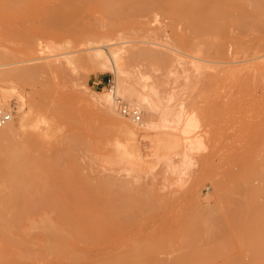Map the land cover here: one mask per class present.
Masks as SVG:
<instances>
[{"label": "rangeland", "instance_id": "374dc122", "mask_svg": "<svg viewBox=\"0 0 264 264\" xmlns=\"http://www.w3.org/2000/svg\"><path fill=\"white\" fill-rule=\"evenodd\" d=\"M200 4L201 0H25L22 7H0V93L6 92L4 100L0 95V108L11 114L9 134L0 136V222L9 216L10 193L20 191L14 179L20 168L8 155L16 147L37 162L36 183L43 188L34 197L41 206L22 215L72 218L75 232L88 237L85 245L75 241L74 248L83 249L80 259L75 248V264H264V72L248 71L253 61H243L256 50L255 36L264 35V24H232L227 6L225 19L217 23L211 8L204 5L201 10ZM202 24L209 28L206 53L198 48ZM114 31L128 41L119 44L125 54L139 53L131 49L139 43L181 58V63L174 62L177 65H166L142 54L130 57L131 52L123 61L126 84L159 105L185 108L183 117L193 111L194 128L184 134L185 141L180 138L178 152L169 158L150 151L155 130L143 131V108L139 122L114 108L118 117L137 127L135 145L141 156H129L132 141L127 143L118 125L117 132L109 130L117 122L107 119L105 108L88 94L107 93L115 79L109 69L79 54L89 50L88 43L93 46L90 41L94 46L107 44L112 40L108 37H116ZM217 34L230 45L231 52L225 47L231 64L242 67L236 75L226 77L228 68L217 70V64H230L219 57L224 61L220 63L212 52ZM68 54L71 59L75 54V59ZM42 61L66 65L43 72H29L24 66ZM184 74L188 89L182 86ZM140 80L153 83L154 89L141 87ZM117 95L132 105L130 99L138 100L127 93Z\"/></svg>", "mask_w": 264, "mask_h": 264}, {"label": "bare ground", "instance_id": "6f19581e", "mask_svg": "<svg viewBox=\"0 0 264 264\" xmlns=\"http://www.w3.org/2000/svg\"><path fill=\"white\" fill-rule=\"evenodd\" d=\"M24 1L25 0H0V7H4V9H8L10 7L11 8L12 7L18 8V7L23 6ZM224 4H226V5L224 6ZM200 5L204 8L201 9ZM200 5L198 7H200L201 10L205 9L206 6L209 9L211 8V11L214 12L215 17L219 18V20H218L219 22H217V23H221L222 19H225L226 14L224 13L223 8L227 6L230 9L229 10L230 14L228 13L230 16H228V17H230V18L232 17V19H231L232 24L243 25L246 28L252 27L253 26L252 24L257 23L259 21H262V24H264V0H201ZM204 5H206V6H204ZM200 9H198V10H200ZM204 24H202V25H204ZM102 28H104V27H102ZM111 30H113V28ZM201 31H202L203 35H202V38L200 39L201 44L198 48L200 49V51H204L206 53V52H209V50H210L209 47L207 46L209 40H207V38H205V34L207 32H209V28H208L207 24H206V26L204 25V27H202ZM261 31L264 32V27H261ZM118 32L121 35V31H118ZM118 32L117 33L115 32L116 34L114 33V35L115 36L119 35ZM124 33H127V31ZM95 35H97V34H95ZM99 36H100V34H99ZM108 36H109V33H108ZM112 36L108 37V38H110L112 40L114 38L115 41L111 42L112 40L111 41L107 40V41H110L111 43L108 42L106 44L104 42L103 44H101V45L98 44L96 46H94L93 41L89 40L90 43L92 42L93 46L88 43V45H90L89 46L90 48L88 47L89 50L87 49L88 51L86 53H84L83 55L79 54L80 58H82V59L83 58H86V60H87V58H89L88 60L91 59L92 62L95 64V66L100 65V66H103V67H106L107 69H109L111 71V73L113 74L114 79H115L114 84L112 86L108 87L107 93H100V92L98 93L95 91H93V92L89 91L90 93H88V94L90 97H93L95 100L99 101V103L102 105V107L105 108L106 114L105 113L104 114L106 115L105 117H107V119L109 118L108 116H110V118L114 119L113 122H115V121L117 122V124L112 125L109 130H111L113 132H115V131L117 132L116 128H118L120 126L121 131H123V133H122L123 136H126L127 138H129V139H127V140H129V141H127V143L132 141V143H133L132 149L130 150V152H128L129 156H130L131 152H133V155H136V157H140L141 153H140L139 147L136 146L137 144L135 145V141L137 138V132H136L137 127L134 128L133 126H131L130 123H127L125 120L118 117V115H116L114 112V108H116L115 110H117L119 112V110L116 106V103H115V98H116V96H118L117 95L118 93H119V95L121 93H127V94H130L132 96L135 95L138 98V100H136V102L133 100L134 98L133 99L127 98V99H130V101H132L134 104L133 106H135L138 110L143 108L144 111L146 112L147 118H146V121L142 124L145 126L144 129L142 128L143 131L149 132L151 129L155 130L153 136L151 137V149H150V151L152 152V154H154L158 157L169 158V156L173 152L174 153L178 152L177 148L180 145V138L184 140V138H183V137H185L184 134H186L187 132L192 130V128H194L196 122H195V117L193 116V113H192L193 111L192 112L190 111L191 114H189V115L186 114L187 116L183 117L185 115L183 114L182 111H184L183 109H185V108L179 109V106L176 104H175V107H174V104H170V105L169 104L168 105L167 104H165V105L161 104V105H159L156 101L149 100L147 95L145 93H143L141 91V89H137L134 85L129 86L128 84H126V82H125L126 69L123 65V61H124L126 55L131 54L132 51H129V52L127 51V53L125 54L126 48H124V46H119V44L124 43L123 41L126 39L123 40L122 36L121 37H117V36L112 37ZM91 37H95V36H91ZM124 37H125V35H124ZM220 37H221V35L219 36V34L214 36L212 52L218 58L220 57L222 60L227 59L226 62H224L219 58L221 60L220 63L224 62V64H225V63L229 62L230 64L228 63L229 66H224L225 68H223V66L221 67L220 64H217L219 66V67L217 66V70L219 68H220L219 70H221V68H222L221 72H223V71H227L228 69L229 70L232 69V72H231V70H230V72H229V70L227 71L226 77L236 75L237 72H239L242 69V67H241V65L231 64L234 62H231V60H230V55H229L231 52V48L229 47L230 45L227 44L223 40V37H221V38ZM89 38H90V36H89ZM105 38L107 39V36L104 37L103 39H105ZM117 38L118 39L120 38V40H117ZM90 39H92V38H90ZM98 40H99V38H98ZM98 40L96 42L100 41V40L99 41ZM261 40H264V35L261 36L259 34V35L255 36L256 50L254 49L253 54L250 55L248 58H246L245 60L243 59V61H253V63L248 65V68H246L248 71H255V73H256V71L259 73H260V71L264 72V44H261ZM31 41H33V39ZM235 41L241 42L239 39H236ZM28 42H29V40H28ZM126 42H128V41L126 40ZM129 42H130V40H129ZM122 45H124V44H122ZM138 45H139V43H138ZM140 45H142V47ZM140 45L138 47L134 46V45L132 47L131 46H129V47H131L132 50H134V49L138 50V52H139V53H137L138 56H140L139 54H142L141 56L150 58V59H152L154 61H158L160 63H165L166 65H168V64L173 65L174 62L177 63L179 61V59H181L180 57L179 58L176 57V59H175V56L173 58L174 54L171 57V54H169L171 52H168L167 50L166 51L162 50V48H161V50H160V48H158L159 49L158 50L157 48H155L151 45L150 46L149 45L145 46L143 44H140ZM225 45H227L228 48H230L229 49L230 52L228 51V48L225 47ZM126 46L128 48V44ZM166 46H168V45H166ZM226 48H227L228 52L226 51ZM132 53H134L135 55L131 54V56L130 55H127V56H130V57L137 56V54L135 52H132ZM71 55H73V54H71ZM183 55H185V54H183ZM188 55H191V54H187L186 56H188ZM218 55H220V56H218ZM221 55H222V57H221ZM68 56H69V54H68ZM73 56H72V59L69 56V59L73 60V58H74ZM79 56H78V58H79ZM193 56L197 57L196 55H193ZM78 58H77V60H78ZM173 59H174V61H173ZM200 59H202V58H200ZM65 60H67V58ZM215 60H217V59H215ZM182 61L184 63V60H182ZM170 63H172V64H170ZM176 63H174V64H176ZM179 63H181V62H179ZM179 63H177V64H179ZM218 63H219V61H218ZM79 64H80V62H79ZM195 64H196V67L198 69L200 67V65L198 63H195ZM65 65L66 64H63L61 61H59V63H56L54 61L53 62L48 61L46 63L39 62V64L34 63V64H30L28 66H26V64H25L24 66L27 68V70L29 72H31V71H35V72L42 71L43 72L45 69H48V68H50L51 70H56V68L57 69L58 68L64 69ZM91 65H93V64H91ZM24 66H23V68H24ZM67 67H66V69H67ZM174 67H176V66H174ZM185 67L186 66L184 65V69H185ZM182 68H183V66H182ZM182 68H180L181 74L183 71ZM186 68L188 70V67H186ZM226 68H228V69H226ZM66 69L63 71H66V73H67L69 70L67 71ZM16 70H18V69H16ZM21 71H22V69H21ZM89 71H92V70L89 69ZM35 72H32V73L34 74ZM70 72L71 71H69L68 73H70ZM20 74H21V72H20ZM26 74L28 75V72ZM13 75H14V73H13ZM30 75H31V73H30ZM35 75L37 77V74H35ZM68 75H70V74H68ZM219 75L223 76L224 74L222 73ZM8 76L9 75L7 74V77ZM20 76H22V75H20ZM184 76H185V74H184ZM12 77H14V76H12ZM186 77H188V76L186 75L185 78H182V77L181 78L183 80V79H186ZM208 78H210V77H208ZM222 78H220V79H222ZM182 80H180V81H182ZM184 81L185 80H183V82ZM186 81H187V79H186ZM188 81H191V80L188 79ZM185 82L183 84L181 82L180 84H182V86H186L184 88H187V84ZM204 82H205V80H204ZM193 84H194V82H193ZM139 85L143 88L146 87L149 89H154L153 83H148V82L146 83L144 80H140ZM179 85H177V86L179 87ZM190 85H191V83H190ZM184 88L182 87L181 89L183 90ZM189 88H190V86H189ZM181 89H179V90H181ZM262 89H264V87H262ZM189 90H191V88ZM185 91H186V89H185ZM187 92H186V94H187ZM260 93L262 94V91ZM4 94L2 95V93H0L1 97L5 96ZM220 94H221V92H220ZM261 94H260V96H261ZM222 95H221V97H222ZM226 95H228V94H226ZM238 95L236 94V96H238ZM184 97H185V94H184L183 98ZM191 97H192V95H191ZM255 97H257V96H255ZM234 98H236V101H237V98H238V101H240L239 100L240 97H234ZM2 99L4 100V97ZM230 99L233 100V97H231ZM42 100H44V99L41 98L40 101H42ZM180 100L182 101V99H180ZM227 100H229V99L227 98ZM45 101H46V99H45ZM137 101H139V103H137ZM183 101H184V99H183ZM183 101H182V104H183ZM112 102L114 103L115 107L112 106ZM190 102H192V101H190ZM197 102H198V100H197ZM234 102H235V100H234ZM2 104H4V103H2ZM177 104H179V102ZM159 106L161 107L160 112L158 111ZM185 106H186V104H185ZM180 107H182V106L180 105ZM105 110H103V112H105ZM7 122L4 126L1 125L2 127L0 128V136H7V134H9V131H10L9 128L11 125L7 124ZM76 122H78L77 119H76L75 123ZM81 125H83V124H81ZM117 125H118V127H116ZM157 127H160V128L157 129ZM47 128H50L49 124L47 125ZM88 128H89V126H88ZM118 129L120 130V128H118ZM93 130H94V128H93ZM73 131L75 132V127H74ZM78 132H80V131H78ZM74 134H76V132ZM124 134H126V135H124ZM71 135H73V133ZM76 135H78V133ZM80 136H83V135L81 134ZM77 138H78V136H77ZM80 139L81 138H79V141H77L78 139H76L77 143L82 142V141H80ZM76 141H74L75 144H76ZM124 142H121V144L124 145ZM183 144H185V143H183ZM127 147H125V148H127ZM186 147H187V143L185 146V150H187ZM129 148L130 147H128L127 151L129 150ZM180 151L181 150L179 148V152ZM183 151L184 150H182V153H183ZM8 155L10 156L11 160L16 162V166H19V168H20V169H17V172H16L17 178L15 177L16 175L11 176V177H15L14 179H16L15 181L17 184L16 188L18 189V187H19V189L17 191H19V190L20 191H19V193H17V192L13 193L11 188H10V191L13 194L10 193L11 196L9 195V197L7 198V201H6V203L8 205L7 213L9 211V214H8L9 216L6 219L3 218V220L0 222V264H75L76 263L75 248L77 247V245H76V247L74 248L75 241L77 240L79 242H82L83 245H85L86 242L88 241V237L82 232H75L73 220L70 217H68V218H56V217H53L52 215H39V216L22 215V213L24 214V212H27L29 209H33V208H36L38 206H41L40 201L38 199H34V197H37V195L42 193V191L40 192L39 190H41V189L43 190V188L40 189L41 186L38 183H36L39 180V174L35 170V166H37V162L31 156L27 155L26 153L21 154L20 151H18L16 147H13ZM9 169H11V168H9ZM31 169H33V170H31ZM13 174H14V172H13ZM0 178H3V176H1ZM8 178L10 179L9 175H8ZM9 179L6 178V180H9ZM10 180L12 181V179H10ZM85 180H83L82 183H86ZM11 184H13V182L10 183V185ZM10 187H12V185ZM12 189H13V187H12ZM14 190H15V188H14ZM15 196H18V197L21 196L19 198L20 202H19L18 197H16L18 200L14 199ZM79 242H77V244H79ZM76 249L78 250L79 248H76ZM80 250H83V249L80 248ZM80 250H78V252ZM219 254L216 253V256L217 255L220 256ZM78 255H79L80 259L83 257V254H80V252ZM203 259H204V257H203ZM212 259H214V257ZM206 262H209V261H206ZM161 263H163V262H161Z\"/></svg>", "mask_w": 264, "mask_h": 264}, {"label": "built area", "instance_id": "2783aa9c", "mask_svg": "<svg viewBox=\"0 0 264 264\" xmlns=\"http://www.w3.org/2000/svg\"><path fill=\"white\" fill-rule=\"evenodd\" d=\"M115 102L119 112L122 115L130 117L136 122L141 121L140 111L135 106L129 104L121 97H116ZM10 117L11 114L8 111L4 110L3 108H0V126L5 124L7 121H9Z\"/></svg>", "mask_w": 264, "mask_h": 264}]
</instances>
